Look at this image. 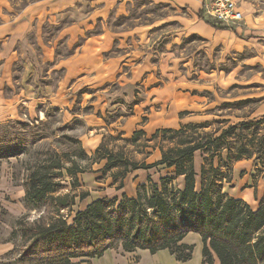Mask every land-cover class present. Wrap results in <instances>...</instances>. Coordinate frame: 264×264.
I'll return each instance as SVG.
<instances>
[{
  "label": "rangeland",
  "instance_id": "obj_1",
  "mask_svg": "<svg viewBox=\"0 0 264 264\" xmlns=\"http://www.w3.org/2000/svg\"><path fill=\"white\" fill-rule=\"evenodd\" d=\"M190 14L175 0H0V132L31 126L34 134L46 135L29 145L27 152L0 157V240H13L7 241L11 249L0 255V264H66L62 257L22 255L26 247L16 230L17 220L32 221L45 211V207L29 209L23 200L29 161L36 156L54 151L78 157L82 164L84 171L76 175L79 185L67 172L59 178L63 188L57 194L89 193L83 200L75 197L68 216L71 223L78 210L97 198L136 196L138 185L149 178L159 181L173 174V168L162 166L132 168L133 162L159 160L160 146L169 147L171 134L163 140V133L153 138L157 130L203 123L207 126L187 133L192 137L205 132L219 135L232 124L264 117L262 49L208 46L189 30L194 21ZM92 37L111 40L100 60L115 58L116 62L103 73V69L97 71L106 66L103 63L95 69L88 67L93 59L89 55L83 74L63 84L66 71L61 60L81 53ZM110 69L117 71L110 73ZM128 79L132 83H123ZM156 96L160 101L155 102ZM132 114L139 115L138 119L133 118L132 126L125 125ZM260 128L261 136L264 125ZM138 130L145 134L131 141ZM245 132L251 136V130ZM65 135L76 137L79 144L67 141ZM81 148L95 158H80ZM108 152H121L131 161L129 165L117 161L103 172ZM255 152V156L237 159L235 153L230 157L226 147L213 158V167L218 169L213 172L211 154L196 151L197 189L204 164L216 175V182L224 183L223 192L257 209L264 200V152L260 159L258 149ZM125 168L128 172L120 173ZM121 182L123 187H119ZM175 183L184 187L183 177ZM3 208L6 212L1 214ZM202 248L194 251L192 264H204ZM138 249L131 254L122 247L112 250L137 264ZM98 258L72 261L95 264ZM150 264L168 263L160 259Z\"/></svg>",
  "mask_w": 264,
  "mask_h": 264
},
{
  "label": "trees",
  "instance_id": "obj_2",
  "mask_svg": "<svg viewBox=\"0 0 264 264\" xmlns=\"http://www.w3.org/2000/svg\"><path fill=\"white\" fill-rule=\"evenodd\" d=\"M198 17L216 28L230 27L204 15L203 9L198 12ZM262 125L264 117L232 124L219 135L205 132L194 137L187 132L196 133L195 129L207 125L190 123L180 129L157 130L153 138L163 133V140L168 133L171 134L167 137L169 147L160 146L159 160L153 163L145 160L133 162L132 168L162 166L173 168V174L162 176L159 181L149 178L138 185L136 196L123 193L121 199L117 196L97 198L78 210L71 223L68 216L76 203L75 197L78 195L83 200L89 193L81 192L73 196L69 193L57 194L63 188L59 178L67 172L74 175L75 186L79 185L76 175L84 171L82 164L78 162V157L54 151L48 155V151L45 152V157L36 156L29 161L23 200L29 209L45 207V211L32 221L24 218L17 220L16 230L26 247L22 255L62 257L66 264H78L80 261L73 262L72 259L101 257L107 249L122 247L124 251L141 248L151 253L168 250L176 260L186 262L193 258L195 244L184 239L188 233L195 232L202 237L204 264H215L217 260L218 264H264V200L254 209L245 200L223 192L224 183L221 180L216 182V175L204 164L200 174L201 186L197 189L193 160L196 151L204 150L211 154V170L218 172L213 167V158L226 147L230 150V157L234 153L237 159L252 157L258 149L257 159L262 158L264 135L260 136L259 131ZM34 129L29 126L19 132L8 128L0 132V157L20 155L29 150V145L43 140L46 135H36ZM246 130H251L250 137ZM30 131L31 134L28 133ZM182 133L184 136L180 138L178 135ZM140 134L145 132L135 131L130 140L137 141ZM177 136L178 140H175ZM63 138L79 144L74 136L65 135ZM99 151L97 149L96 152ZM81 153L82 159L95 158L88 157L83 149ZM117 161L129 165L131 160L121 152H108L103 172L116 165ZM127 172L128 168H125L120 173ZM177 177H183L184 187L175 183ZM123 186L121 182L119 187ZM63 210H68V213H63ZM4 212L3 208L1 214ZM0 241L13 240L7 238Z\"/></svg>",
  "mask_w": 264,
  "mask_h": 264
},
{
  "label": "crops",
  "instance_id": "obj_3",
  "mask_svg": "<svg viewBox=\"0 0 264 264\" xmlns=\"http://www.w3.org/2000/svg\"><path fill=\"white\" fill-rule=\"evenodd\" d=\"M239 9L244 13V20L237 24H227L230 26L228 29L216 28L213 25L207 23L204 19L198 17V12L202 10L204 0H175L178 6L187 8L191 12V19L194 20L193 23H189V30L193 34H197L204 39L206 44L216 46H221L222 48H236L241 49L245 46L251 48L262 49V54H264V0H237ZM106 35V34H104ZM111 46V40H106L105 38L92 37L86 40V43L82 47L81 53L75 54L74 56L61 60L60 64L65 68V79L63 84H66L72 78H78L83 74L84 69L87 64V57L89 55L93 56L91 63L88 65L99 67L103 63V68H96L97 71L103 69V73H106V68L111 66L113 62H116L115 58L110 61L102 62L100 56L104 51H107ZM122 63L121 61H118ZM126 64V63H125ZM110 67H108L109 69ZM118 69V68H117ZM116 70L110 69L111 72ZM139 71V69H137ZM119 73L115 74L118 75ZM121 75V74H120ZM123 83L130 84L132 81L130 79L124 81ZM125 84V85H126ZM65 88V86H61ZM156 89L154 87L151 91ZM63 89H59V93ZM148 92H151L147 90ZM58 98V96L56 97ZM160 96L155 97V102L160 101ZM54 100V97H53ZM144 105V103H141ZM137 114H132L128 117L127 123L125 125L132 126L135 122L133 118L138 117ZM138 118H136L137 120ZM180 125V124H179ZM134 131V128H133ZM185 242L190 244H195L194 251H198V248L203 247L202 237L199 233L190 232L186 235ZM11 249L10 242L0 243V255ZM114 248L107 249L104 255L95 262V264H132L129 263L128 256L116 253ZM141 259L137 264H150L157 260H166L168 264H192L193 258L186 262H180L178 260H173V255L168 250H160L156 253H151L148 249H138ZM128 254L133 253V251H127ZM194 254V253H193ZM201 256V255H200ZM194 257V255H193ZM201 260V258H200ZM135 264V262H134ZM215 264H218V260Z\"/></svg>",
  "mask_w": 264,
  "mask_h": 264
},
{
  "label": "built area",
  "instance_id": "obj_4",
  "mask_svg": "<svg viewBox=\"0 0 264 264\" xmlns=\"http://www.w3.org/2000/svg\"><path fill=\"white\" fill-rule=\"evenodd\" d=\"M202 9L205 15L226 24H237L244 20L237 0H204Z\"/></svg>",
  "mask_w": 264,
  "mask_h": 264
}]
</instances>
